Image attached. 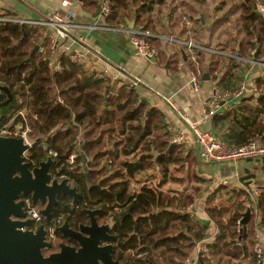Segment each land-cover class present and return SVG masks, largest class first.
Instances as JSON below:
<instances>
[{"label":"trees","instance_id":"trees-1","mask_svg":"<svg viewBox=\"0 0 264 264\" xmlns=\"http://www.w3.org/2000/svg\"><path fill=\"white\" fill-rule=\"evenodd\" d=\"M165 1L111 0L106 23L110 27L127 26L134 18L137 26L149 28L152 13ZM204 1L189 0L175 8L196 7L191 12L197 16ZM235 1L232 6L229 2L226 6L224 2L219 3L224 8L220 32L226 34L223 28L229 23V17L239 13V22H232L235 34L230 36V51L242 57L253 51L255 57H260L264 54V18L257 14L256 7L264 5V0ZM81 2L95 9L98 0ZM166 8L170 16L174 11L168 5ZM181 11V18L192 25L194 18ZM212 27L216 29L214 24ZM40 37V34L31 35L22 25L0 23V85L12 96L9 105L0 106V126L11 128L21 124L22 129L29 128L28 137L35 141L27 153L32 168L44 159L47 149L54 151L57 158L53 168H63L62 173L73 180L80 192L78 209L98 210L102 222L112 219L115 233L125 237V241L134 231L136 235L129 247L139 244L153 249L144 253L145 262L140 264H183L204 240L205 228L182 211L200 200L206 188L197 187L200 181L194 176L196 187L192 195L170 196L148 186H142L138 193L131 192L141 173L157 168L165 181L171 168L175 166V171L181 172L188 162L181 146L171 145L162 114L148 109L133 89L113 85V90L103 76L90 75L91 71L71 63L63 55L57 56L60 70L52 73L47 63L49 54H30ZM217 40L214 49L223 51L224 46L218 48L222 40ZM226 41L229 40H224L225 45ZM153 42L157 44L156 40H150V44ZM201 54L204 53H195V66L202 64ZM209 56L213 59L208 75L214 79L231 71L230 78H233L240 71L233 60L225 65L223 57ZM255 81L258 95L244 97L237 101V108L212 117L218 129L216 137L229 147H242L254 139L264 145V77ZM233 87L228 81L220 84L222 91ZM56 96L63 104L56 103ZM20 111L23 119L18 116ZM73 153V163L68 164L67 158ZM82 155L87 160L88 181ZM220 197L217 200L210 197L205 204L217 226L218 236L207 246V254L198 255L197 264H254L251 247L255 231L264 232V192L257 203L247 198L248 206L239 202L227 208ZM231 198L226 195L225 202ZM234 198L239 200L240 196L237 194ZM67 204V198L60 199L51 220H70L73 213ZM247 210L249 215L243 218Z\"/></svg>","mask_w":264,"mask_h":264},{"label":"crops","instance_id":"crops-1","mask_svg":"<svg viewBox=\"0 0 264 264\" xmlns=\"http://www.w3.org/2000/svg\"><path fill=\"white\" fill-rule=\"evenodd\" d=\"M61 1L0 0V12L4 13L3 19L8 20L9 23L22 25L31 35L40 34L41 37L37 46L45 49L47 54H50L49 43L54 38V30L50 27L41 26L39 22L55 10H59L74 25L108 26L106 20L93 17L98 3L95 9H92L90 6L84 5L81 0H74V3L61 9ZM203 4L200 5L201 7L198 9L199 13L197 16L191 12L197 10L196 7L191 5L190 10L187 8V14L192 15L191 17L194 20H192V25L189 23L185 28H191V31L184 29V27L182 28L181 25L176 26L173 24L175 27H172V17L168 16L169 13L167 11H165V14L163 13L159 16L163 26L158 29L159 21L158 14H156L157 10L154 11L155 13H152L151 22L148 25L149 28L144 29L137 26L134 18L129 20L127 26H122L130 29L129 25L133 21V29L147 31L153 36H156L153 40H156L157 44L154 45V42L151 44L157 51V60L155 62H150L135 55L129 47L128 34L122 31L73 30V37H81L82 39L80 42L73 44L71 49L79 54H85L87 64L85 70L91 71L90 75L103 76L106 79L107 85L111 88L113 85L115 88H126L131 82L136 81L137 84L133 90L138 96V99L148 109H155L162 114L172 146L175 144L171 140L177 130H181L184 133L188 144L192 142V146H181L183 149L182 155L187 158L186 160L190 165L188 162H185L184 169L181 172L175 171L176 167L174 166L170 169L165 181L157 168L155 171L141 173L139 181L134 184V189H131V192H134L137 188L140 190L142 186H148L154 189L157 188L163 194L183 197L193 194V189L196 187L193 177L198 178L200 183L197 187L206 188V191H204L200 200H197L193 206H188L182 212L186 213L190 220H196L200 226L205 228L204 240L210 245L217 238L218 230L205 209L208 198L213 197L217 200L219 195H221L220 201L227 208L239 202H244L245 206H248L247 198L250 199L248 197L249 192L256 189L264 192V157L254 160H240L235 163L203 166L196 156L193 137L183 125L181 117L189 116L196 121L201 119L204 114V102L210 97L214 88L222 90L220 84L222 85L225 81H228L231 86L235 87L243 79L257 80L264 77V69L256 66L249 60L251 53H253L252 58L254 60L264 62V54L260 57H255L254 52L251 51L250 54L248 53L249 55L242 57L233 54L231 51L230 54L225 52L230 57H223L225 59L223 60L224 64L227 65L229 64V60H233L239 65L240 71L233 78H230L233 73L231 71L225 75L222 73L214 79L208 75V69L213 59L212 56L201 54L203 55L202 64L195 66L196 64L190 60L185 49L183 51L187 56L186 61H183L177 45L158 40V37L167 38L165 35L170 34L168 37H173L178 41H200L211 50H215L214 46L217 45L216 43L218 41L217 39L214 41L213 37L221 38L220 35L222 32H220V29L223 26L222 15L224 14V8L214 10L213 7L216 4H212L210 0H205ZM176 11L179 13V8L175 9L174 13ZM174 23L178 24V22ZM213 24L216 27L215 30H213ZM70 43L68 42V44ZM221 45L226 46L228 50L232 48L225 45L224 42ZM87 53L96 56L98 60L93 61L91 58H88ZM55 57H57V54L53 56L50 54V62H53L56 59ZM195 71L201 73L199 90L197 92H194L189 87L190 74ZM252 95L254 94H249L248 96ZM237 106V101L226 102L217 109L215 116L220 112L237 108ZM202 129L204 131H210L214 136H216L218 130L213 118L208 119L202 125ZM71 155H74V153ZM192 173L193 175H191ZM223 181L227 182L228 185L219 186V183ZM237 194L240 196L239 200H235L234 198ZM226 195L232 196L228 203L225 202ZM228 216L229 212L226 213V217ZM259 237L264 244V232L259 231ZM197 259L198 254L194 250L183 264H197Z\"/></svg>","mask_w":264,"mask_h":264},{"label":"built area","instance_id":"built-area-1","mask_svg":"<svg viewBox=\"0 0 264 264\" xmlns=\"http://www.w3.org/2000/svg\"><path fill=\"white\" fill-rule=\"evenodd\" d=\"M74 3V0H62L60 3V7L65 8L69 5ZM98 4L100 6V12L97 17L107 20L111 13V0H98ZM256 12L259 16L264 18V5L258 4L256 7ZM4 13L0 12V23L8 22V20L3 19ZM186 25L189 23L183 18ZM11 23V22H10ZM41 26L50 27L54 30V38L51 39V43L49 46V51L52 56L57 54V56H65L68 57L71 63L76 65H81L84 69L87 66L86 64V56L85 54H79L71 49V46L75 43L81 41V37H73L72 31L73 30H94V31H108V32H125L128 34V43L131 51L141 57L146 59L150 62H155L157 60V51L154 47L150 44V40L154 37L147 31L137 30V29H128L126 27L118 26V27H109V26H98V25H74L70 22L65 16H63L59 10H55L47 15L41 22H39ZM159 41L167 42L169 44H174L177 46L183 47L189 57L190 60L194 61L195 53H204L209 55H219L222 57H230L229 55L223 56L222 52L217 50H211L207 48L205 45H199L192 43L191 41H178L175 38H161L158 37ZM68 42H71L68 44ZM41 55H45L46 50L42 47L38 48L37 51ZM49 54V55H50ZM253 53H251L250 62L255 64L256 66H260L264 69V62H257L252 58ZM53 60V62L47 61L48 66L50 67L52 73H56L60 70V65L58 62L57 57ZM201 78V73L199 71L192 72L190 74L189 80V87L194 92L199 90V81ZM137 82L133 81L130 85L127 86V89H134ZM257 85L256 81L253 79H243L238 83L233 89L222 91L218 88H214L213 92L211 93L210 97L204 102V114L201 119L198 121L193 120L189 116H182L181 121L186 129L190 132L191 136L193 137V146L195 147V152L198 160L200 161L201 165L203 166H211V165H220V164H228V163H235L240 160H254L261 157H264V145L260 144L258 140L254 139L249 141L246 145L242 147H229L225 143L221 142L216 136H214L210 131H204L202 129V125L210 118H212L215 114L217 109L226 102H234L239 101L244 97H247L249 94H256L257 92ZM56 103L63 104L62 100L59 96H56ZM19 118L23 119V112L18 113ZM29 128L25 127L22 129L21 124H15L11 128L0 126V137H14V138H22L24 144H26L30 149L34 145L35 141L31 140L28 137ZM171 142L175 145L179 146H192L188 144L184 133L181 130H177L175 132L174 137L172 138ZM27 151L23 154L25 160L28 162L27 159ZM50 157L53 161L57 158V154L47 149L46 156ZM74 160V155H70L67 158V163L72 164ZM228 183L223 181L219 183V186H227ZM263 193V191L256 189L249 192L250 200L254 203H257V199ZM25 203V213L26 216L30 217L34 220L36 227L42 226L45 230V234L52 238L55 233V229L60 226L61 219L57 218L51 220L50 222H46L39 216L31 204L30 199L26 197L24 199ZM43 222V223H42ZM208 242L206 240L201 241L197 244L195 251L198 255L200 254H207ZM254 264H264V244L259 237V231L256 229L254 242L251 248Z\"/></svg>","mask_w":264,"mask_h":264},{"label":"water","instance_id":"water-1","mask_svg":"<svg viewBox=\"0 0 264 264\" xmlns=\"http://www.w3.org/2000/svg\"><path fill=\"white\" fill-rule=\"evenodd\" d=\"M99 12L100 6L98 4L93 17H97ZM200 20L202 19L200 18ZM133 24L134 22L131 21L130 29H133ZM38 47L35 46L30 54L36 53ZM179 53L183 61H186V55L182 48H179ZM86 55L93 61L98 60L91 53ZM105 96L106 91L104 92ZM4 97L5 100H3ZM11 100L12 96L8 89L0 85V106L9 105ZM44 148L47 149V146H44ZM29 150L30 148L24 144L22 138L0 137V243H2V249L10 248L8 254L4 253L2 255L4 260L0 264H10L9 258L14 248L27 250V247H29V251H27L30 253L33 264H87L85 261L87 256L80 254V251L76 252L72 248H66L62 245L60 246L61 253L59 255L50 256L47 259L43 258L40 250L47 246L43 242L44 228L40 226L35 235L29 230L23 231L31 226V221L24 220L23 201L20 198L29 197L33 203L40 204L43 207L40 215L45 220H49L54 207L58 205L61 198H72V205H74L77 198L80 197L76 188L71 187L66 179L59 181L52 175L51 169L54 161L50 157H45L36 167L32 168L23 156ZM81 158L85 179L88 181L87 160L83 155ZM83 213L89 218L88 226H81L78 232H74L67 224H63L57 229L58 233L68 239L81 237L85 240L84 242L92 244L96 250H108L111 253L113 248L111 243L115 241V237L109 236V225H100L95 220V214L98 213V210H83ZM248 215L249 210L246 211L243 218ZM11 218L15 220H11ZM93 236H96L95 241H93ZM74 240L77 242L76 239ZM102 242L107 243L109 246L99 248L98 245ZM11 243H13L12 246ZM15 243L18 245L15 246ZM80 255L81 260L78 263ZM93 256L94 254H91V257ZM18 264L21 263L18 262ZM98 264H106V262L103 258H100ZM111 264L118 263L111 262Z\"/></svg>","mask_w":264,"mask_h":264},{"label":"flooded vegetation","instance_id":"flooded-vegetation-1","mask_svg":"<svg viewBox=\"0 0 264 264\" xmlns=\"http://www.w3.org/2000/svg\"><path fill=\"white\" fill-rule=\"evenodd\" d=\"M44 159H45V157H44ZM53 167L54 166H52L51 172H52V175L54 177H56L59 181L66 179L68 181L69 185L71 187H74L73 180L68 178V177L66 178L65 175L62 173L63 168L60 169L58 167L57 168L56 167L53 168ZM75 188H76L77 192L80 194L78 188L76 186H75ZM80 198H81V196L79 198H77L74 205H72L73 199L67 198V200H68L67 205H68L69 209L72 211L73 215L71 216L72 218L70 220H62V222L60 224V226H62L63 224H67L68 227L74 232H78L79 229L81 228V226H88L89 225V218L85 213H83V210H96V209H85V208H83L81 210L78 209L77 203H78ZM24 199H25V197L20 198V200L23 201V207H22L23 210H25ZM30 202L34 206L37 214L39 216H41L43 220H45L44 217L42 215H40V211L43 209V207L38 203H33L31 200H30ZM54 209H55V207H54ZM54 209H53V211H54ZM53 211H52V213H53ZM52 213H51L49 220H51ZM80 213H81V215H80ZM24 214H25L24 220L31 221V226L29 228H26L23 231L29 230L33 235H35L36 231L39 227L38 228L36 227L34 220H32L30 217L26 216L25 211H24ZM74 218H78V221L74 220ZM11 220H15V219L11 218ZM49 220H45V221L47 222ZM95 220L98 221L100 225H102V224L109 225L110 230H109L108 234L110 237H115V241L113 243H111V245L113 246L111 253L108 250H104V251L96 250V248H94L92 244H88L87 242H84L85 240H83L81 237L80 238H74V239H76L77 242H75L74 239H68V238L63 237L57 231V229L60 227V226H58L55 229V233H54V236L52 238L48 237L46 234L44 236L43 242L47 246L43 247L40 250L43 258L47 259L50 256L59 255L61 253V247L60 246L62 245L66 248H72L76 252L80 251V254L87 256V260H85L87 264H98V261L100 258H103L105 260L106 264H111V262H117L118 264H140L141 262H145V259L142 260L144 253L147 251H151L153 249L151 247L149 248L147 246H140L139 244L136 247H129L130 244L132 243V241L134 240L135 235H136L134 233V231L128 236V238L125 241V239H124L125 237H122V236L120 237L118 234L115 233V231H114L115 225H113L112 219H109V221L102 222L98 218V213H97V214H95ZM95 240H96V236H93V241H95ZM126 242H128V247L126 246ZM155 243H156L155 250H156V255H157L158 247H157V242H155ZM12 245H13V243H11V246ZM14 245L17 246L18 244L15 243ZM98 246H99V248H101V247H106L109 245L107 243L102 242ZM85 247H86V249H85ZM9 250H10V248L2 249V243H0V262L4 260L2 258V255L4 253L8 254ZM27 250L29 251V247H27ZM27 250H18L17 248L16 249L14 248L11 251V257L9 258L10 264H18V262H20L21 264H33V261L29 255L30 253ZM139 251H141V252H139ZM91 254H94V256L91 257ZM90 258H91V261H90ZM80 260H81V255L79 256L78 263L80 262Z\"/></svg>","mask_w":264,"mask_h":264},{"label":"rangeland","instance_id":"rangeland-1","mask_svg":"<svg viewBox=\"0 0 264 264\" xmlns=\"http://www.w3.org/2000/svg\"><path fill=\"white\" fill-rule=\"evenodd\" d=\"M182 2H189V0H166L165 1V3L164 4H162V5H158L156 8H155V10H157V12H156V14H158V21H159V24H158V29H160V28H162V26H163V24H162V22H161V20L159 19V16H161L163 13L165 14V11H166V9H168V8H166V6L168 5L169 6V8H170V10L171 11H174L175 9H177V8H175L176 6H178V5H180V3H182ZM210 2L212 3V4H216L213 8H214V10H219V9H221V6H220V4L219 3H221V2H224L225 3V5L224 6H226V3H230V6H232V4L234 3L235 4V0H210ZM181 8V9H180ZM179 8V13L176 11V13H174V12H172V14H170V16L172 17L171 18V21H172V23H171V26L172 27H175V26H173V24H175L176 26L178 25V26H180L181 25V27L183 28V27H187V25H186V23H184V20L181 18V15H182V11L181 10H184L185 12H186V14L188 13V9H182V7H180ZM205 9H206V6H205ZM203 10H204V8H203ZM162 13H161V12ZM235 12H237V10H233V13H235ZM153 13H155V12H153ZM175 14V15H174ZM187 16H190V14H188ZM192 16V15H191ZM230 18V21H229V23H227V25H226V27H224L223 29H225L226 28V31H227V33L226 32H224V33H226V34H221L220 35V37L221 38H216V37H213V40L215 41V39H219V40H222V42H224V40H229L228 42H227V46H229V47H232V45H231V40H230V36H234L233 34H235V32H234V29H233V26H232V22L234 21V20H237L238 21V19H239V13H237V14H234L233 16H230L229 17ZM174 22H178V24H176V23H174ZM239 22V21H238ZM185 24V25H184ZM222 29V30H223ZM170 34H166L165 36L167 37V38H170V37H168ZM171 36H174V35H171ZM171 38H173V37H171ZM218 41V40H217ZM192 43H195V44H197V42H195V41H193ZM199 44V43H198ZM216 44H218V42L216 43ZM199 45H202V44H199ZM224 45H220L218 48H222ZM220 52H222V54H223V56H225V54L226 53H228V54H230V50H228V48H226V46H224V48H223V51H220ZM226 52V53H225ZM227 55V54H226ZM222 57V56H221ZM240 83V82H239ZM168 176V175H167ZM138 191H139V188H137V189H135L134 190V193L136 192V193H138Z\"/></svg>","mask_w":264,"mask_h":264}]
</instances>
